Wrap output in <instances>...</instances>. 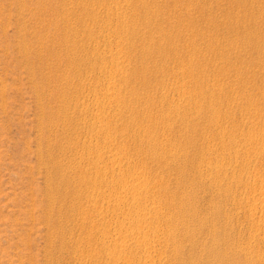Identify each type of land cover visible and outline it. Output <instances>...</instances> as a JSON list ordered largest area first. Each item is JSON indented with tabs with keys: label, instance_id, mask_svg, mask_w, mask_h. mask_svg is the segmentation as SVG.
I'll use <instances>...</instances> for the list:
<instances>
[{
	"label": "rangeland",
	"instance_id": "rangeland-1",
	"mask_svg": "<svg viewBox=\"0 0 264 264\" xmlns=\"http://www.w3.org/2000/svg\"><path fill=\"white\" fill-rule=\"evenodd\" d=\"M127 263L264 264V0H0V264Z\"/></svg>",
	"mask_w": 264,
	"mask_h": 264
},
{
	"label": "bare ground",
	"instance_id": "bare-ground-1",
	"mask_svg": "<svg viewBox=\"0 0 264 264\" xmlns=\"http://www.w3.org/2000/svg\"><path fill=\"white\" fill-rule=\"evenodd\" d=\"M99 132H100V131H99ZM135 189H136V188H135ZM137 189H139V187H138ZM123 194H124V193H123ZM120 195H122V194H120ZM123 196H124V195H123ZM126 198H127V197H126ZM118 199H119V198H118ZM133 199H135V198H133ZM133 199H132V200H133ZM125 200H126V199H125ZM127 200H128V199H127ZM118 201H119V200H118ZM128 201H130V200H128ZM128 201H127V202H128ZM130 202H131V201H130ZM118 203H119V202H118ZM121 204H123V203H121ZM156 212H157V211H156ZM189 213H191V212H189ZM128 214H129V213H128ZM141 214H142V213H141ZM128 217H129V215H128ZM136 217H137V216H136ZM131 219H132V218H131ZM131 222H132V221H131ZM133 222H134V221H133ZM134 226H136V225H134ZM169 227H170V226H169ZM121 228H122V227H121ZM137 228H138V227H137ZM150 228H152V227H150ZM172 228H173V227H172ZM172 228H171V229H172ZM126 229H127V228H126ZM169 229H170V228H168V230H169ZM153 230H154V228H153ZM153 230H152V232H153ZM155 230H156V229H155ZM173 231H174V228H173L172 232H173ZM126 232H127V231H126ZM120 233H121V232H120ZM188 233H189V232H188ZM128 234H129V233H128ZM128 234H127V235H128ZM171 234H172V233H171ZM121 236H123V235H121ZM123 237H124V236H123ZM136 237H139V236H136ZM129 238H131V237H129ZM132 239H133V237H132ZM141 239H142V237H141ZM148 239H149V238H148ZM217 239H218V238H217ZM120 240H121V239H120ZM125 240H126V239H125ZM114 241H116V240H114ZM136 241H138L137 238H136ZM146 241H147V240H146ZM213 241H214V240H213ZM218 241H220V240H218ZM127 242H128V241H127ZM134 242H135V241H134ZM214 242H215V241H214ZM122 243H123V242H122ZM122 243H121V245H119L120 243H119L118 241H116L115 244H117V245H119V246H121V247L124 246V245L126 244V243H125V244L123 245ZM139 243H141V242H139ZM212 243H213V242H212ZM104 244H105V243H104ZM151 244H152V243H151ZM217 244H218V243H217ZM149 245H150V244H149ZM214 245H215V244H214ZM115 246H116V245H115ZM115 246H114V247H115ZM104 247H105V246H104ZM114 247H113V248H114ZM134 247H135V246H134ZM211 247H213V246H211ZM115 248H116V247H115ZM115 248H114V250H115ZM118 248H119V247H118ZM124 248H125V247H124ZM209 248H210V247H209ZM216 248H217V247H216ZM216 248H215V251H216ZM222 248H223V247H222ZM108 249H110V248H108ZM116 249H117V248H116ZM121 249H122V248H121ZM211 249H212V248H211ZM104 250H105V248H104ZM177 250H178V249H177ZM213 250H214V249H213ZM223 250H224V249H223ZM119 251H120V250H119ZM208 251H211V250H208ZM115 252H116V251H115ZM216 252H217V251H216ZM223 252H224V251H223ZM104 253H105V252H104ZM149 253H150V252H149ZM218 253H219V252H218ZM221 253H222V252H221ZM111 254H112V253H111ZM120 254H121V253H120ZM211 254H212V253H211ZM224 254H225V253H224ZM224 254H223V256H224ZM226 254H227V253H226ZM118 255H119V253H118ZM108 256H110V255H108ZM114 256H115V258L117 257V256H116V253L114 254ZM114 256H113V257L110 256V257H112V259H115ZM123 256H126V255H123ZM218 256H219V254H218ZM218 256H217V257H218ZM225 256H226V255H225ZM209 257H210V255H209ZM209 257H208V258H209ZM122 258H123V257H122ZM122 258H121V259H122ZM125 258H126V257H125ZM145 258H148V257H145ZM212 258H213V257H212ZM218 258H219V257H218ZM218 258H217V259H218ZM222 258H223V257H222ZM225 258H226V257H225ZM121 259H119V260H121ZM110 260H111V258H110ZM119 260H118V261H119ZM126 260H127V259H126ZM126 260H125V261H126ZM214 260H215V259H214ZM108 261H109V260H108ZM113 261H114V260H113ZM116 262H117V261H116ZM110 263H111V262H110ZM114 263H115V262H114ZM221 263H222V262H221ZM127 264H128V263H127Z\"/></svg>",
	"mask_w": 264,
	"mask_h": 264
}]
</instances>
